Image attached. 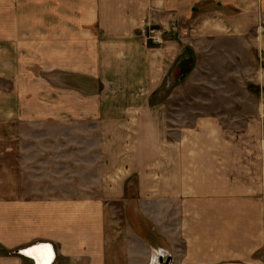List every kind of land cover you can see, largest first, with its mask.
<instances>
[{
  "label": "crops",
  "instance_id": "0c3cea01",
  "mask_svg": "<svg viewBox=\"0 0 264 264\" xmlns=\"http://www.w3.org/2000/svg\"><path fill=\"white\" fill-rule=\"evenodd\" d=\"M204 1L0 0L1 31L12 25L15 36L20 22L19 17L14 18L21 12L18 9L34 8L31 12L43 13L55 22L45 31L54 29L57 33L45 32L46 38L52 35L80 42L61 49H123L120 55L127 53L128 60H142L149 55L143 49H150L143 39V20L148 25L152 20L165 25L158 29L160 33L178 30L177 26L182 31L185 28L190 36L202 39L200 46L211 42L204 50L196 47L199 53L195 51L200 59L195 71L205 77L204 97L195 94L192 98L196 103L204 102V112L197 104L191 108L194 117L202 119L201 131L195 132L199 136L193 140L190 129L187 143L164 142L157 147L115 143V169L121 173L102 178L107 179L105 182L99 179L101 183H115L107 191L109 205L84 200L85 196L23 202L20 191L6 196L0 189V264H33L18 251L37 243L53 246L52 264H151L152 250L166 245L172 249L171 264L264 263V204L259 200L264 194V65L245 61V38L262 39L254 42L255 48L264 46V0H216L240 10L232 15L210 12L187 20L192 6ZM169 16H176L173 23ZM90 38H94L93 45ZM211 38L218 43L233 39L236 44L228 50L217 43L214 46ZM213 53L226 56L215 59ZM119 59L117 67L140 66ZM110 65L113 68L114 64ZM155 69L152 82L158 86L165 74L164 63H158ZM130 75L125 74L128 81L123 80L124 86L146 85L143 96L149 99V83L133 82L138 79ZM250 85H256L252 89L258 92H252ZM143 96H137L138 101ZM230 128L237 129L236 141L228 138ZM138 150L156 151L143 153L144 163L156 156L155 171L146 172L145 164L133 163L141 156ZM132 172H137L136 176ZM133 177L139 183L135 190L140 228L126 219L130 196L121 188ZM4 181V173H0V187ZM182 213L189 214L183 222L179 216ZM143 220L150 223L151 230ZM260 249L261 256L256 253Z\"/></svg>",
  "mask_w": 264,
  "mask_h": 264
},
{
  "label": "rangeland",
  "instance_id": "374dc122",
  "mask_svg": "<svg viewBox=\"0 0 264 264\" xmlns=\"http://www.w3.org/2000/svg\"><path fill=\"white\" fill-rule=\"evenodd\" d=\"M33 9H18L21 12L14 18L19 17L20 22H17L15 36L12 25L0 30V173H4L5 179L0 189L5 190L6 196L9 192L20 191L23 202L54 196H68L69 199L85 196L84 200L95 199L109 205L107 191L111 186L113 189L115 183H101L99 179L121 173L115 169L117 163L113 154L118 151L115 143L130 142L134 146L151 147L164 142L187 143L190 129L193 140L195 135L199 136L202 119L194 117L191 108L197 104L204 112V102L196 103L192 98L195 94L199 98L204 97L205 77L195 71L199 66L196 62L200 60L195 51L199 53L196 47L204 50L211 42L200 46L202 39L190 36L186 32L188 30L184 28L182 31L177 26L178 30L165 28L159 44H156L149 40L148 27H145L143 39L150 49L143 50L149 55L143 56L142 60L133 59L135 62L132 63L133 60H128L130 55L125 52L120 55L123 49H61L64 45L76 46L80 42L75 38L52 35L46 38L45 32L57 33L54 29L45 31L55 22L43 13L31 12ZM238 10L240 8L235 5L226 6L216 0H206L192 6L187 20L192 21L210 12L232 15ZM174 17L167 19L173 23ZM149 25L156 31L165 26L153 20ZM259 40L262 42V39L245 38V61H255L258 67L264 65V46L255 48L254 44ZM90 41L93 45L94 38ZM209 41L214 46L216 43L217 46H226L228 50L236 44L233 39L223 40V43L216 42L214 38ZM154 46L157 47L152 48ZM213 54L215 59L226 56ZM119 57L140 66L134 69L117 67ZM160 62L164 63L165 74L157 86L152 82V73ZM110 63L114 64L113 68ZM129 73L131 79H138L133 82L146 80L149 83V99L143 96L147 91L146 85L124 86L123 80L128 81L125 74ZM252 87L256 85H250V90L258 92ZM136 95L143 96L141 101ZM202 112L198 115L203 116ZM229 131V140L236 141L237 129L230 128ZM139 151L141 156L133 163L145 164L146 172L155 171L156 156L144 163L146 156L143 153L156 151ZM131 166L128 161V168ZM132 174L136 176L137 172ZM135 179L124 181L121 188L128 192L131 200L125 210L126 219L131 226L140 228L142 219L137 211L135 190L139 183ZM259 200L264 204V194H260ZM184 203L182 201V206ZM179 216L182 222L189 218L188 213ZM143 225H148L151 230L147 220H143ZM154 238L157 239L156 236ZM162 249L170 256L167 264H171V247L166 245ZM256 253L261 256L263 250ZM219 264L258 263L229 261Z\"/></svg>",
  "mask_w": 264,
  "mask_h": 264
},
{
  "label": "water",
  "instance_id": "95a60500",
  "mask_svg": "<svg viewBox=\"0 0 264 264\" xmlns=\"http://www.w3.org/2000/svg\"><path fill=\"white\" fill-rule=\"evenodd\" d=\"M40 246H42V248L46 250V253L48 255V260L45 264H52L55 258V253H54V248L50 243H37L35 245L20 249L18 252L20 253V255L30 259L33 262V264H38L37 260L32 256H30L29 254H27V252L33 248ZM152 255L153 257L157 258L158 264H167L170 261V256L163 249L152 250Z\"/></svg>",
  "mask_w": 264,
  "mask_h": 264
},
{
  "label": "bare ground",
  "instance_id": "6f19581e",
  "mask_svg": "<svg viewBox=\"0 0 264 264\" xmlns=\"http://www.w3.org/2000/svg\"><path fill=\"white\" fill-rule=\"evenodd\" d=\"M30 256L37 260L38 264H45L48 260L46 250L40 247H36L27 252ZM153 257V256H152ZM153 264H158L157 258L153 257Z\"/></svg>",
  "mask_w": 264,
  "mask_h": 264
},
{
  "label": "built area",
  "instance_id": "2783aa9c",
  "mask_svg": "<svg viewBox=\"0 0 264 264\" xmlns=\"http://www.w3.org/2000/svg\"><path fill=\"white\" fill-rule=\"evenodd\" d=\"M142 24H144V27H148V31H149V40L152 42V43H156V44H159L160 42V36H161V33L160 31H156L155 29H151L149 27V25L147 24V22H144L142 21Z\"/></svg>",
  "mask_w": 264,
  "mask_h": 264
}]
</instances>
